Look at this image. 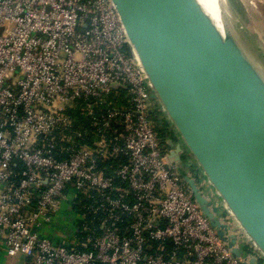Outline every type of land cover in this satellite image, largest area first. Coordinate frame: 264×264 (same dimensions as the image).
<instances>
[{"label": "built area", "instance_id": "1", "mask_svg": "<svg viewBox=\"0 0 264 264\" xmlns=\"http://www.w3.org/2000/svg\"><path fill=\"white\" fill-rule=\"evenodd\" d=\"M252 258L264 264L154 95L113 1L0 0V264Z\"/></svg>", "mask_w": 264, "mask_h": 264}, {"label": "water", "instance_id": "2", "mask_svg": "<svg viewBox=\"0 0 264 264\" xmlns=\"http://www.w3.org/2000/svg\"><path fill=\"white\" fill-rule=\"evenodd\" d=\"M112 1L154 95L226 206L264 253V117L253 110L226 66L203 0ZM170 158L180 161L178 145ZM184 179L232 254L240 256L235 236H225L217 207L193 178ZM254 262L252 258L249 264Z\"/></svg>", "mask_w": 264, "mask_h": 264}, {"label": "bare ground", "instance_id": "3", "mask_svg": "<svg viewBox=\"0 0 264 264\" xmlns=\"http://www.w3.org/2000/svg\"><path fill=\"white\" fill-rule=\"evenodd\" d=\"M230 2L203 0L226 66L253 110L264 117V98L261 94V89L264 90V37L258 24L263 18H254L251 14L256 6L255 0H240L243 18L235 15ZM255 79L259 81V89Z\"/></svg>", "mask_w": 264, "mask_h": 264}, {"label": "rangeland", "instance_id": "4", "mask_svg": "<svg viewBox=\"0 0 264 264\" xmlns=\"http://www.w3.org/2000/svg\"><path fill=\"white\" fill-rule=\"evenodd\" d=\"M231 7L235 13L236 16H238L239 18H243L244 17V12L242 11L241 7V3L240 0H231L230 2ZM255 9L252 10L251 14L254 18H259L258 16H260L262 19L261 23L259 24V27L262 28V34L264 37V0H255ZM254 14V15H253ZM254 36L256 37V33H254Z\"/></svg>", "mask_w": 264, "mask_h": 264}, {"label": "crops", "instance_id": "5", "mask_svg": "<svg viewBox=\"0 0 264 264\" xmlns=\"http://www.w3.org/2000/svg\"><path fill=\"white\" fill-rule=\"evenodd\" d=\"M2 264H4V262H2Z\"/></svg>", "mask_w": 264, "mask_h": 264}]
</instances>
